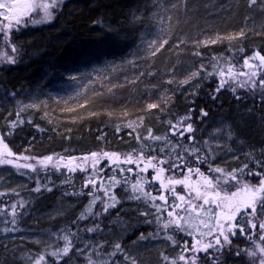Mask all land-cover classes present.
I'll use <instances>...</instances> for the list:
<instances>
[{
  "label": "trees",
  "instance_id": "1",
  "mask_svg": "<svg viewBox=\"0 0 264 264\" xmlns=\"http://www.w3.org/2000/svg\"><path fill=\"white\" fill-rule=\"evenodd\" d=\"M151 2L69 0L56 12L52 24L24 30L15 37L14 44L18 51L16 62L0 66V122L6 123L3 130L9 134L4 139L12 152L29 159L53 155L77 157L93 152L117 153L121 157L139 152L147 157L162 158H177L179 154L186 157L194 168L203 169L205 165L201 166L200 163L205 162L214 168L210 159V139L203 136L202 132L214 128L217 125L214 123L221 121L229 127L226 132L228 138L223 140L224 149L226 153L231 150L234 156V160L226 166L232 171L247 164L248 169L243 174L246 181L251 177L247 175L249 169L261 170L256 161H264V101L254 94L238 95L229 90L216 92L214 85L219 84L217 75L206 74L204 70L188 83L184 81L189 75L178 78L183 62L190 61L196 68V62L199 60L202 64L212 50L220 56L226 52L227 49L220 51L216 47L202 48L200 51L196 48V61L191 56L193 52L190 47L198 44L203 35L210 39L219 37L223 41L228 40L223 46L227 48V45H232L233 49L240 50V58L253 56L257 51L264 55V14L254 17L251 11L240 5L221 24L217 21L208 22L194 12L188 15L179 22L172 34L171 39H176L177 43L174 48L169 42L155 55L137 60L134 70L128 71L126 77L113 78L109 88H101L95 93L96 96L83 105L52 104L49 108L45 107L50 124H29L16 109V100L25 96L43 100L39 96L55 92L68 76L90 64L101 61L123 63L132 59L135 45L148 26ZM221 26H224L223 29ZM170 81L181 82L173 89L168 86ZM150 104H156L157 107L149 108ZM147 109L148 113L145 112ZM201 109L207 112L206 116H201ZM132 114H145V134L139 137L136 132H130L132 136L115 133L112 126L116 125V121ZM186 116L191 119L185 123H191L194 131L185 136L173 135L175 129L171 125H176ZM13 122H16L15 127L12 126ZM154 136L166 139L155 140L152 138ZM189 136L193 139H189ZM103 144L105 146L102 147ZM185 148L189 151L186 152ZM192 149L199 151L191 155ZM197 157L201 159L197 160ZM105 165H101V170ZM11 169L29 188L20 194L0 190V218L4 221H0V230L22 231V234L65 231L64 235L71 241L69 252L61 253L56 258H47L46 264H88V258H81L76 246L84 236H88L89 228L96 229L91 233L111 230L126 233L127 236L121 242L123 251L115 255L110 253L109 242L102 239L96 242L91 257L95 264H128L125 259L128 248L141 236L151 233L156 235L160 232L171 236L172 241L176 242V251L191 237L199 238L187 226L184 229L193 235L184 230L164 231L155 217L143 216L144 206L154 203V200H150L149 186L143 188L138 177L128 171L130 166H115L105 171L104 188L109 189V196H115L114 206L105 212L104 204L96 200L91 214L86 209L97 196L84 191L82 176L71 177L63 171L53 170ZM112 177L115 179H110ZM37 188L39 191H36ZM101 198L113 203L108 197ZM60 201L77 206L66 216L49 223L33 219L35 213L50 211ZM13 205H16L15 216ZM82 214L84 218H81ZM204 217L200 219L207 220ZM196 221L194 226L199 224V219ZM61 243L60 250L64 248L65 241ZM252 248V242L235 245L225 254L219 255L221 264H258L244 253L235 255L237 249ZM0 264L24 263L0 254ZM177 264H181V261H177ZM198 264H212V261L203 257Z\"/></svg>",
  "mask_w": 264,
  "mask_h": 264
},
{
  "label": "rangeland",
  "instance_id": "2",
  "mask_svg": "<svg viewBox=\"0 0 264 264\" xmlns=\"http://www.w3.org/2000/svg\"><path fill=\"white\" fill-rule=\"evenodd\" d=\"M67 1L69 0H62V3H59L57 8L53 9L54 19L56 12ZM0 3H4L7 5L13 3V0H0ZM173 5H175V7H173ZM239 5L247 8L249 12L251 11L254 17L258 18L264 14V0H257V4L251 7L249 6V0H152L151 14L149 16L148 26L145 28L135 45L136 49L134 57L132 59H127L123 63L101 61L98 63L90 64L80 69L77 73L68 76L65 82L58 85L55 92L53 91L49 94L39 96L40 98L43 97V100L38 101L36 98H33L31 96H25L15 101V107L24 115V118L29 124L33 122L50 124L51 122L49 121V118L47 117V114L45 112V110L49 108L50 105L52 106V104H62L64 106H68L70 104H85V102H87V100H90L92 96H96L97 94L95 93L99 92L101 88H109L110 85H112L114 79H122L123 76L126 77L128 75V71L134 70L137 60L142 61L146 59L147 56H152V47L155 46L150 47L151 41L156 40L157 43H159L161 40L166 39L168 43L170 42L171 48H174L177 43L176 39H171V37H173L172 34L175 30V27L179 25V22H181L182 20L184 21L188 15H191L194 12L196 16L205 18L208 22L217 21V23L221 24L222 22L227 20V15ZM0 12H3L5 14L4 16H0V25L8 24L9 20L6 17L11 15L8 12V9L0 8ZM41 16L42 12L40 11H36L31 14V18L34 19H39ZM54 19L47 23L34 24L31 22L30 18L24 17L21 19V23L19 25L15 24V21L13 20L12 30L10 32L7 29L0 31V55L7 52L9 56H14L16 60L18 51L16 53H13L11 51V45H15V37L24 30L48 26L53 23ZM223 27L224 26H221L222 29ZM4 32L8 33L7 40H5L4 38ZM216 38L210 39L209 36L203 35V37L200 38V42L198 44H192V47H190L192 49L189 48L190 51L193 52L191 53V56H193V58H195L197 61L196 56H198V53L194 52L196 48H199L198 51H200L202 48L216 47L220 51H224L227 49L226 52L224 51L223 55L220 56L217 55L214 50H212L211 54H209L207 58L205 57V60L202 64L199 60L198 62H196V68L193 67L194 64H192V62L190 61H186L185 63L183 62V64H180V67L182 69L179 73L180 75L178 74V78L183 76L185 77L187 75L191 77L192 73L194 72H198L200 75L201 71L204 70L206 74L209 72L210 74L214 73L215 75H217L219 84L222 79L228 81V83H225L224 87L221 88L220 91L229 90L238 95L242 93H247L250 95L254 94L257 97H260L262 101H264V89H261L258 84L255 89H252L250 87L242 88L238 86L239 83H243L248 79L247 76L243 75V73L251 72L254 70L244 66V60L247 57L240 58L242 56L241 51L233 49L232 45L229 47L227 45V48L224 47L223 45L228 43V40L223 41L222 38ZM212 41L215 42L213 43ZM165 45L166 44H164L163 47ZM163 47H160L159 50L155 52V54L158 53ZM253 63L259 62L253 61ZM3 64H8L6 62V58L0 59V66ZM229 66H231V75L228 74ZM197 69L200 70L198 71ZM221 71H223L225 75L221 76ZM263 72L264 70H262L261 74ZM179 82L181 81H173L169 83L168 86L175 89L177 83ZM219 84L214 85L215 90L219 87ZM233 89L235 90L233 91ZM29 105H35V107H28ZM45 107L47 108L45 109ZM145 112L148 113V109ZM144 121L145 114L126 115L119 118V120L116 121V125H113L112 127L115 129V133L117 134L124 133L127 134V136H132L130 135V132H136V134H138L140 137L141 135L145 134ZM5 124V122H0V137L3 138V141L6 144L4 138L5 135L9 134V132H4L3 126H5ZM214 124H217L214 126V128L205 129V131L202 132L203 136H206L210 139V142H208V144L209 146H211V164L214 166V168L218 167L224 169L225 172H231L229 167H227L226 165L228 163L230 164V162L234 160V156L231 155V150L230 152L227 150L226 153L223 145L225 144L223 140L225 139L226 141V139L228 138V136L226 135V132L229 130L228 124L222 123L221 121H219L218 123L215 122ZM177 134L179 135V133ZM101 146L103 147L105 145L103 144ZM12 153L14 154L13 156L6 157L7 159L13 160L12 164H0V190L2 189V191H7L12 194L18 192V194H20L22 190H27L29 187L24 186L26 184L22 183V179L16 177V174L13 173L14 171L11 168H17L15 166L16 164H31L33 166L32 168H19H26L30 171L43 172L46 170L63 171L71 177L82 176L84 178L83 182L85 183V185L89 178H94L97 182L96 185L93 186L91 184H88L84 187V191H86L89 195L105 197L102 190V188H104L105 180L104 173L108 168H110L109 165L113 161L108 159V157H105L103 153L96 152L99 153L100 156L98 163H96L95 165V168L92 167L91 158L87 161L83 160V157H90V154L74 157L77 159L73 160L71 163H69V158L71 157L53 155V160L44 165L40 163L42 159H25V157L17 156L14 152ZM126 157L127 156H122V161H125ZM131 158L135 162L130 164L131 171L129 172L131 173V175L135 174L138 177L140 184L143 185V188H147L148 183L151 182V176H156L159 168L166 169L165 172L160 174L161 179L166 184H168V180L170 178L183 179L185 175L190 176V181L192 183H195L200 179L195 171H193V173L187 172L188 167H191L193 170L199 167L194 168L193 164L190 163L189 160L186 159V157H183V159H178L172 157L162 158L155 156L156 159L153 160V163L156 164V168L154 169L149 167L146 171H142V169L145 168L147 161L153 157H147L146 155L136 152L131 154ZM161 160L168 161V163L160 164L159 161ZM103 164L106 165L105 168L101 170V165ZM171 164H178L180 165V167L172 169L170 168ZM65 165H68V167H65ZM77 165L79 167H77ZM200 165H205V167L202 168L206 170L199 168L200 172L205 176H220V173L211 172L208 170V162L200 163ZM70 169L75 170L73 171ZM243 180L246 181L245 175ZM247 182L251 184H258L259 181L257 177L251 176ZM221 183L223 189L228 192L236 191V188L239 187V185L231 181L229 182V184H223L222 180ZM173 188L175 190V193L172 191ZM175 194L185 196L186 200H192L194 204H202V200L195 199V192L191 191L190 188H185L183 185H170L169 189L166 192H156V194L152 195V197L157 198L163 195L167 198V204H165V202L160 199L154 200V203L156 205H160L163 210L161 212H157L156 208L152 206L153 203L146 204L142 210L143 216H153L156 218V220L157 216H159L160 219L158 224L162 227V229H164L162 225L168 219V212L173 211V205L179 204L180 207L175 209L174 216L178 214L179 216L184 217L185 220L188 221V223L184 226L190 228L191 230L189 231H193L194 234H197L196 226H194V224H197L196 220H198L196 213H191V218H189V213L185 211V209L188 208V205L185 202L177 200ZM76 206L77 204L75 203L60 201V203H58L57 205H53L52 209H49L50 211L35 213L33 219H40L45 223H49L58 217L66 216ZM209 207H211L214 211L216 210L215 205H205V211H207ZM144 213H147V215H144ZM208 215L210 216L211 214L209 213ZM204 216L205 215L201 214L200 217ZM204 218L208 219V216H205ZM261 218L264 219V217ZM247 219V216L242 215L239 219L240 224L246 225ZM0 221H2V223L4 222L1 218ZM165 230L171 231L177 229L175 228V225H172L167 229H164V231ZM200 230L205 232L207 231V229H204L203 227H201ZM189 231L184 229V232L189 233ZM64 233L65 231H61L60 233L41 231L34 234H22V231L10 232L6 230H0V254L4 255L5 257L12 258L13 260L20 261L24 264H34V260L43 255L45 259L41 261V264H46L47 258L57 257L52 256L51 253L54 251H60L59 247L61 246V241L65 236ZM256 233L258 237V228L256 230ZM126 237V233H116L111 230H97L94 233L89 232L88 236H84L82 242L76 246V249L81 258L86 259L92 257V254L95 251L96 242L102 239V241L110 243V247L112 250L110 253H112L115 250L114 245L117 243L121 245V242ZM141 237L128 248V253L126 255L134 259L136 261V264H169L168 261H165L163 259L164 256L168 257L169 261H171L182 254L184 243H182L181 248H178L176 251L174 247L176 243L174 244L172 240H169L167 236L160 234V232H158V234L156 235L151 233L147 236ZM204 239L209 240L211 239V237H207ZM186 241L189 244L194 242L193 237H191L190 240ZM242 243L250 244V241L237 233V235L232 238V247L237 244L240 245ZM226 250L228 249H225V251L223 252L224 254L226 253ZM210 252H212V250H210ZM183 254L189 256L192 255V253ZM212 254L220 255L214 252H212ZM203 257L208 256L203 252L199 253V259L201 260ZM200 260H198V263L200 262ZM86 262H88V260H86ZM126 262H128V264H131L130 260H127ZM181 264H184V262L181 261Z\"/></svg>",
  "mask_w": 264,
  "mask_h": 264
},
{
  "label": "snow or ice",
  "instance_id": "3",
  "mask_svg": "<svg viewBox=\"0 0 264 264\" xmlns=\"http://www.w3.org/2000/svg\"><path fill=\"white\" fill-rule=\"evenodd\" d=\"M62 3V0H20L19 3L15 2L13 0V3L11 4H4L0 3V8H7L8 12L11 14L10 16L6 17L9 20L8 24H2L0 25V31H3L4 29H7L9 32L12 30V21H15V24L19 25L21 23V19L23 17H28L31 19V22L34 24L39 23H47L54 19V12L53 9L57 8L58 4ZM257 4V0H249V6H253ZM175 7V5H173ZM40 11L42 12V16L39 19L31 18V14L33 12ZM5 14L3 12H0V16H4ZM239 35H243V33H240ZM4 38L5 40L8 39V33L4 32ZM233 37H229V39H232ZM217 39H220L217 37ZM213 43L215 41H212ZM168 41L166 39L161 40L159 43H157L156 40H153L150 42V47H152V54L154 55L156 51L159 50L160 47H163L164 44H167ZM11 51L13 53L17 52V48L15 45H11ZM7 63H15V57L9 56L7 52L0 55V59H5ZM253 61H258L259 63H253ZM244 66L248 67L249 69H254L251 72H245L243 75L247 76V80H245L243 83H239V87H250L252 89H255L257 87V84L261 89H264V75L261 74L262 70H264V55H261L260 52H255L252 57L246 58L244 60ZM228 74L231 75V66H229ZM199 75L198 72L192 73L191 77H189L187 80L184 81V83H188L190 79L193 77ZM220 75L223 76L225 73L223 71L220 72ZM171 82V81H170ZM225 83H228L226 80H221L219 87L216 89L217 92L220 91L221 88L224 87ZM235 89H233L234 91ZM28 107H35V105H29ZM149 108H156V104H150L148 106ZM207 112H205L203 109H201V116H206ZM190 116H186L179 120L176 125H170L172 128L175 129L173 132V135H176L179 133L180 136H184L186 133H192L194 131L193 126L191 123H185V121L190 120ZM17 120L19 121V113H17ZM13 127L16 126V122H13ZM149 135L151 136V129L148 130ZM155 140H161L166 139V137H159L154 136L152 137ZM189 139H193V137L189 136ZM185 151H189L187 148H185ZM198 149H192L189 154L194 155L196 152H198ZM14 154L11 152V150L8 148L7 144L4 143L3 138L0 137V164H12L13 160L7 159L6 157H11ZM105 157H108V159L112 160L114 163H118L120 161V155L117 153H103ZM99 153L93 152L89 156L83 157V160L87 161L90 158L92 159V167L95 168L96 163H98L99 160ZM178 159H183L182 156L178 154ZM25 159H28L25 157ZM62 159V158H61ZM77 158L71 157L69 158V163H71L73 160ZM156 159L155 157L149 159L145 165V168L142 169V171H146L147 168H156V164L153 163V160ZM200 157H197V160H200ZM53 160L52 156H46L44 157L40 163L46 165L47 163L51 162ZM125 162L127 163H134L133 159L131 158V155L129 154ZM160 164L168 163V161L161 160L159 161ZM256 163L261 166V170L259 171H252L248 170L247 175L248 176H255L258 178V184H251L247 181L243 180V174L245 173V169H248V165L244 164L239 169H233L231 172H225L224 169L221 168H212V166L209 164V170L211 172L220 173V176L217 177H209L205 176L203 173L200 172L199 168H196L193 170L191 167L187 168L188 173H195L200 178L195 183H192L190 181V176L185 175L183 179H172L170 178L168 180L169 185H183L185 188H190L191 191L195 192V199L196 200H202V204H194L192 200H186L185 196L180 194H175L176 199L182 202H185L188 205V208L185 209L186 212L189 213V218H191V213L195 212L197 219H199V224L196 225L197 229V238L196 236L193 237V243L189 244L187 241L184 242V247L182 249V254H180L176 259H173L169 261V258L164 256L163 259L165 261H168L169 264H177V261H183L184 264H198L199 260V253L203 252L205 253L208 258L212 261V264H221L219 255H214L212 252L216 254L222 255L225 249H231L232 248V238L239 233L240 236L245 237L250 242L253 243V248L251 250H245V249H237L235 252V255L240 256L242 253L246 254L250 260L257 261L258 264H264V219L261 217H264V161L257 160ZM17 168L19 167H27L32 168L33 166L31 164L26 165H15ZM65 167H68V165H65ZM77 167H79L77 165ZM180 165L178 164H171L170 168L176 169L179 168ZM75 170V169H70ZM86 170V169H82ZM128 171H131V169H128ZM166 169L159 168L157 176L154 177V179H161L160 174L165 172ZM114 180L115 178H110ZM223 180V184H229V182H235V184L239 185V187L236 188V191L228 192L225 191L222 187L221 181ZM96 180L94 178H89L87 180L88 184H91L93 186L96 185ZM118 183V181H117ZM161 186L167 187V185L164 184L163 180H161ZM134 190L136 186H133ZM101 190V189H98ZM104 192V196L108 197L109 200L113 201V203H108L107 201L103 200L101 197H94L93 201L89 204L86 211L91 214L93 205L95 204L96 200H101V202L104 204L103 211H107L109 207L114 206L115 202V196H109V189L108 188H102ZM36 191H39V188L36 189ZM172 191L175 193L174 188ZM147 195V194H145ZM153 200L160 199L167 204V198L163 195L157 197H153ZM205 205H215V211L209 207L207 211H205L204 206ZM154 208H156L157 212H161L163 209L160 205H156L153 203L152 205ZM13 216H15V208L16 205H13ZM179 204L173 205V211L168 212V219L167 221L162 225L164 229H167L168 227L175 225V228L177 230H184V225L188 223L187 220H185L184 217L179 216L176 214L174 216V211L176 208H179ZM259 209V213H258ZM211 214L210 216L208 214ZM100 213H96V215H99ZM201 214L208 216V219H200ZM144 215H147V213H144ZM245 215L248 217L246 225H242L239 222V217ZM84 218L83 214L82 217ZM159 216H157V222H159ZM12 223H15V220L12 221ZM201 226L204 229H207V231L200 230ZM259 229V235L257 237L256 230ZM95 228H89L87 231L93 232L95 231ZM189 235H193L192 232L188 233ZM205 237H211L209 240H205ZM254 237H257L255 240ZM143 238V237H141ZM169 240H172L173 238L171 236L167 237ZM63 240L65 241V246L60 252L54 251L51 253L52 256H57L59 254H67L69 252V249L71 247V241L69 240L68 236H64ZM175 244L176 242L173 241ZM114 252L111 253V255H115L117 252H122V247L119 243L114 245ZM212 250V252H210ZM183 253H192V255H185ZM45 257L43 255L39 256L37 259L34 260V264H41V261H43ZM126 260H130L131 264H136V261L128 256H125ZM88 264H95V262L91 259V257L88 258Z\"/></svg>",
  "mask_w": 264,
  "mask_h": 264
},
{
  "label": "flooded vegetation",
  "instance_id": "4",
  "mask_svg": "<svg viewBox=\"0 0 264 264\" xmlns=\"http://www.w3.org/2000/svg\"><path fill=\"white\" fill-rule=\"evenodd\" d=\"M15 2H17V3H19L20 2V0H16ZM24 18V17H23ZM122 158V157H121ZM122 160V159H121ZM131 164V163H130ZM130 164L129 165H127V166H130ZM115 166H125V165H115ZM115 166H113V167H115ZM109 167H111L110 165H109ZM113 167H111V168H113ZM157 176V175H156ZM156 176H151L152 178H151V182H149L148 183V186H149V195H150V200H152L151 198H153L152 197V195H154V194H156V192H166L168 189H169V187H170V185H168V184H166L164 181V184L165 185H167V187H162L161 186V180L162 179H154V177H156ZM241 218V216L238 218V219H240ZM207 238V237H206Z\"/></svg>",
  "mask_w": 264,
  "mask_h": 264
},
{
  "label": "water",
  "instance_id": "5",
  "mask_svg": "<svg viewBox=\"0 0 264 264\" xmlns=\"http://www.w3.org/2000/svg\"><path fill=\"white\" fill-rule=\"evenodd\" d=\"M130 163H127V162H125V161H122L121 160V156H120V161L118 162V163H114V162H112L111 164H110V166L111 167H113V166H115V165H125V166H127V165H129Z\"/></svg>",
  "mask_w": 264,
  "mask_h": 264
}]
</instances>
